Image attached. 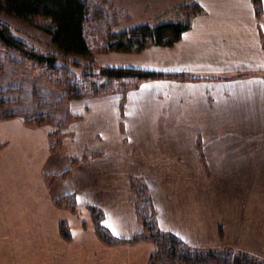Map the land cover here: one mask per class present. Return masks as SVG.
I'll return each instance as SVG.
<instances>
[{
	"label": "rangeland",
	"instance_id": "obj_1",
	"mask_svg": "<svg viewBox=\"0 0 264 264\" xmlns=\"http://www.w3.org/2000/svg\"><path fill=\"white\" fill-rule=\"evenodd\" d=\"M202 1L108 0L105 6L110 16L116 18L113 32L120 33L145 24L154 26L166 22H194L197 16H203L204 13L208 12L201 6L200 2ZM206 1V3H213L214 0ZM196 4L200 8L197 11H190L189 6ZM220 6L221 8L223 6L221 2ZM0 17L8 23L14 35L26 41L30 46L40 50L58 51V48L51 42V35L43 27L49 22L48 19L38 17L34 23H31L6 14H0ZM162 53L153 50L152 52L145 50L140 53L98 52L91 60L84 58L78 60L84 64L92 62V65L99 66L131 65L149 66L154 69H160L163 66H178V60H181L178 52L174 55L172 51L168 57L163 56ZM246 54L248 53L236 52L226 53L225 57L221 56L219 62L222 60L228 62L223 66L218 65L220 72L215 75L226 79L212 81L218 85L220 82L226 84L229 92L236 95L233 100L236 101L234 104L229 105V99L226 96L227 91L222 94L223 98L216 106L209 104V100L204 101L201 87L188 86L183 88L171 81H157L145 84L141 90L131 92L130 96L127 95L124 99L117 96L83 100L72 99L71 104L69 102L67 106V101L62 100L65 98L64 91L47 84L46 79L36 69H32V65L23 67L16 64L14 60H19L21 57L15 52L6 51L0 45V65H4V69L0 71V104L4 103L0 105V118L12 120L15 116L10 115L12 113L43 112L51 113L52 116L63 121L70 113L74 123H71L72 126L69 129L75 132L73 135L68 132L71 135L68 137L66 136L67 132L65 133L66 130L63 131L64 135L62 134L63 137L60 138V141H72L69 148L70 151L74 152V157L79 159V164L83 155L87 158L92 156L90 158L92 164L86 165L90 166V169H85V171L93 172L94 170L95 173L101 169L98 157L103 152L99 154V149L105 148L104 154L111 156L112 149L115 146L118 149L119 144L116 142L120 145L123 142L122 152L128 154L129 157L136 155V158L140 159L147 156L150 165L155 166L154 170H157V165L162 161L166 163L169 160V162H175L172 166H178L179 158L186 155L188 157H186L185 163L194 165V156L189 155L192 153L195 134L197 130L202 129L205 149L209 160L213 162L211 164H213L214 176L206 180V178L202 179L195 174L192 180L187 179L186 182H189L195 189L212 188L214 199L224 197L238 199L249 195L251 202L247 204V208L252 213L249 217H247L248 211L245 214L241 213L235 217L232 223H253L254 225L258 223V228L264 229V93L261 96L258 91L253 99L256 101L241 103L239 102L241 100L240 95L244 90L247 92V89L253 86L238 83L249 77H264V63L257 68L254 66L250 69L243 67L247 70H231L236 69V66L229 64L234 61L239 62V57L245 58ZM252 55V59L257 62L258 53ZM209 60L213 61L211 58ZM182 62L184 63V61ZM186 63L188 65L189 61H185ZM199 68H203V66H199ZM166 70H175V68ZM183 70L185 69L179 71ZM122 103L126 116L123 123L120 122L119 124V131L121 132L119 133L116 128L115 112L116 110L121 111ZM247 106L249 109L246 108ZM232 107L239 108V110L234 111ZM112 110H114V114H112ZM83 113L91 114L87 117L80 116ZM48 125L51 127V124L42 126L48 127ZM51 128L53 129V126ZM103 136L104 138H102ZM101 140L102 142L98 143ZM85 145H90L88 150L85 149ZM78 163L75 162L74 164ZM185 163H181L180 167L184 168ZM208 167L209 173L207 175H210L209 164ZM76 169L83 172L84 161ZM173 173V176L176 177L177 173ZM23 179L22 177H15L11 173L10 189L2 187L4 180L0 179V264H53L46 249L47 239L45 240V231L50 232L51 230L44 227L45 231L43 230L41 240L43 248L38 252L36 243H39L37 242L39 236L38 240L32 237L31 230H33L34 223H49L51 228L54 217L57 216L54 213L52 215L54 217L48 215L45 217L44 214L50 213L48 207L44 213L35 209L36 201L39 198L35 196V188L31 187L32 181L26 182L25 188L21 187L19 183H22ZM171 182L176 183L172 179L166 181V183ZM205 209L207 210L208 207ZM258 209L257 214L253 213ZM212 216L214 219L216 215L212 214ZM20 223H27V226ZM208 223H213V221ZM17 226L25 232V250L23 237L19 240L14 235L16 231L13 229ZM7 232H10V235H7ZM48 234L51 235V233ZM56 247L58 254L63 253L69 256L63 264H70L72 257L69 249L63 248L61 243H57ZM212 248L220 249V253L229 252L230 254H235L236 252H233L235 249L236 251H245L264 262V256L255 254L249 250L251 246L237 243L236 240L233 244L225 243ZM110 253L107 254V264H116L114 252L110 251ZM23 255H26L25 259H21ZM95 263L98 264V260ZM118 264H143V262L140 263L139 260L132 258Z\"/></svg>",
	"mask_w": 264,
	"mask_h": 264
},
{
	"label": "crops",
	"instance_id": "obj_2",
	"mask_svg": "<svg viewBox=\"0 0 264 264\" xmlns=\"http://www.w3.org/2000/svg\"><path fill=\"white\" fill-rule=\"evenodd\" d=\"M206 2V0H203L200 3L208 12L194 19L191 28L183 34L180 41L173 46H153L147 51L163 52L162 55L165 57L170 56L172 51L174 55L178 52L180 54L178 56L181 58V60H178V66H163V69H185V71L201 75L219 73L218 65L223 66L228 62L226 60L219 62L220 57H225L226 53H248L245 58L240 56L239 62L229 63L231 66H236V69L231 70L245 69L243 67L249 69L253 66L260 67L264 63V13L261 16H256L251 0H214L213 3ZM220 2L223 4L222 8ZM253 53L259 55L257 62L252 59ZM261 55H263V58H261ZM210 58L213 61H210ZM187 60L189 61L188 65L185 64ZM199 66H203V68H199ZM213 68L216 69L212 70ZM173 83L183 88L188 86L201 87L202 98L205 102L209 100L211 105L218 106L225 91H227L226 96L229 99V105L236 102L233 101L236 95L229 92L226 84L219 83L218 85L212 81ZM238 83L253 86L248 88L247 92L244 90L240 95L241 100L239 102L241 103L256 101L253 99L258 91L261 96L264 93V77H249ZM233 110H239V108H233ZM112 111V114H114V110ZM71 112L73 113L72 110ZM89 115L83 113L80 116L87 117ZM125 116V111L122 115L121 111L116 110L115 121L118 131L119 124L124 121ZM72 122L74 123V120L63 129V131L66 130L65 133L67 132L66 136L68 137L75 132L69 129ZM51 127L49 125L48 127L27 125L24 117L20 114L15 115L12 120L0 118V179L4 180L2 187L11 188V185H9L11 173L15 177L24 178L23 182L19 183L23 188L26 187V182L32 181L31 187L35 188V196L39 198L36 201L35 209L44 213L48 207L50 213H46L44 216H52L54 213L57 216H52L54 221L51 228L49 223H34L33 230H31L32 237L38 240L39 236V241H37L39 243H36L37 252L43 248L41 240L44 227L51 230L50 232L44 230L45 240L47 239L46 249L51 263L63 264L69 258L66 254H58L57 243H61L63 248L69 249L72 257L70 264H96V260H98V264H107V254H111L110 251L115 254L114 262L116 264L132 258L139 260L140 263L143 262V264L149 263L151 255L157 250L154 242L138 241L116 245L105 244L95 231L89 209L90 204L101 206L106 213V225L117 236L130 237L142 231V225L138 220L135 209L137 197L131 187V176L144 177L150 185L153 204L162 229L176 234L192 246L216 247L225 243L233 244L236 240L237 243L251 246L249 250L255 254L264 256V229L258 228V223L257 225L253 223H232L235 217H238L241 213L245 214L249 210L247 208V204L251 202L249 195L238 199L235 197L232 199L228 197L214 199L212 188L201 187L195 189L189 182H186L187 179L192 180L195 174L202 179L206 178V180L214 176L213 164H211L213 162L208 158L202 129L197 130L192 153L189 155L194 156V165L185 163L187 161L186 157H188L186 155L179 158L178 166H172L175 162L172 163L168 160L166 163L164 161L159 163L157 170H154L155 166L150 165L147 156L140 159L136 158V155L135 157H132V155L129 157L128 154L122 152L123 142H121V145L116 142V144H119L118 149L115 146L112 149L111 156L104 154L106 152L105 148L103 150L99 149V154L103 152L102 155H98L101 169L95 173L94 170L93 172L85 171V169H90V166L86 165L92 164L90 162L92 156H88L90 158L82 156L84 161L83 172L76 169L79 165L81 166L83 161L81 160L79 164V159L74 157L73 151H70L69 146L72 141L68 140L66 142L64 140L55 151L52 150L51 136L56 127L53 126V129ZM119 133L121 132L119 131ZM197 133L201 134L200 136L203 138L201 141L206 160L211 169L210 175H207L208 173L204 167V161L196 139ZM100 142L102 140L98 141V143ZM88 146L90 147V145H85V149L88 150ZM73 160H76L78 164H73ZM181 163H185L184 168L180 167ZM66 170H69L68 174L57 184L50 186L48 177L53 174L59 175ZM171 170L177 173L176 177L173 176L174 173ZM123 179H126L125 183ZM168 179L175 180L176 183H166ZM74 191L77 192L78 196L76 209L60 207L56 204V198ZM206 207H208L207 210ZM258 211L259 209L253 213L257 214ZM211 213L216 215L214 219ZM251 213V210L248 211L247 217ZM61 220H65L71 229L72 240L70 241L64 240L60 234L59 222ZM211 221L213 223H208ZM20 224L27 226V223ZM18 227L13 229L16 231L14 235L19 240L23 237L25 250V232ZM47 233H51V235H47ZM6 234L10 235V232ZM25 257L26 255H23L21 259H25Z\"/></svg>",
	"mask_w": 264,
	"mask_h": 264
},
{
	"label": "trees",
	"instance_id": "obj_3",
	"mask_svg": "<svg viewBox=\"0 0 264 264\" xmlns=\"http://www.w3.org/2000/svg\"><path fill=\"white\" fill-rule=\"evenodd\" d=\"M108 0H0V14L34 23L38 17L49 22L43 25L51 35V42L58 51L40 50L30 46L26 41L14 35L7 22L0 17V45L6 51L15 52L21 59L14 62L23 67L32 65L46 83L55 89L64 91L63 101L71 104L73 100L105 98L117 96L124 99L131 92L139 91L142 86L157 81L200 82L223 81L216 75H201L189 71L154 69L131 65H92L84 64L78 59H92L98 52L140 53L153 46H172L183 37L192 26V21L166 22L157 25H139L129 30L114 33L115 17L106 9ZM256 16L264 13L263 0H251ZM198 4L189 6L197 11ZM74 58V59H72ZM4 65H0V71ZM220 84H225L220 82ZM130 96V95H129ZM4 104V103H1ZM0 104V105H1ZM122 115L124 105H121ZM24 117L27 125L37 127L51 124L56 127L52 133V150L61 145L63 129L73 120L68 113L63 121L50 113L21 112L10 115ZM4 118V117H1ZM123 123V122H122ZM63 134V135H62ZM201 134L197 141L207 173L209 167L202 144ZM57 137V139H56ZM61 138V139H60ZM76 160H73V164ZM69 170L48 177L50 186L60 182ZM131 187L136 193L135 209L142 231L130 237L117 236L106 225L105 210L96 204H90L92 219L98 237L107 245L151 241L157 250L151 255L148 264H264L254 255L234 250L220 253L217 248H203L189 245L176 234L160 227L157 212L153 204L150 185L141 176L130 177ZM60 207L76 209L77 192L56 198ZM60 234L66 241L72 240V232L65 220L59 222ZM231 252V251H230Z\"/></svg>",
	"mask_w": 264,
	"mask_h": 264
}]
</instances>
